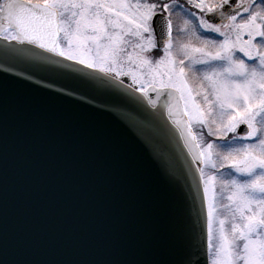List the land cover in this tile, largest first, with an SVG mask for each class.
<instances>
[{
  "label": "snow or ice",
  "instance_id": "snow-or-ice-1",
  "mask_svg": "<svg viewBox=\"0 0 264 264\" xmlns=\"http://www.w3.org/2000/svg\"><path fill=\"white\" fill-rule=\"evenodd\" d=\"M0 40V264H264V0H2ZM161 96L162 109L151 111ZM43 97L116 111L172 144L166 110L192 161L204 166L188 185L194 229L179 259L85 255L74 237L69 252L52 253L65 231L48 219L43 195L80 138L104 134L44 111ZM13 124L20 135L10 141ZM16 142L19 224L10 221L9 200ZM93 164L89 155L77 167ZM170 171L187 180L182 168ZM123 184L135 219L131 169Z\"/></svg>",
  "mask_w": 264,
  "mask_h": 264
},
{
  "label": "water",
  "instance_id": "water-1",
  "mask_svg": "<svg viewBox=\"0 0 264 264\" xmlns=\"http://www.w3.org/2000/svg\"><path fill=\"white\" fill-rule=\"evenodd\" d=\"M3 43L6 42L0 40V44ZM123 79L125 86L129 84L126 78ZM42 99L43 110L68 125L79 126L85 133L99 131L104 134L102 139L81 137L66 159L60 162L53 186L43 195L48 219H59L65 231L64 242L57 244L52 253L62 256L69 252L68 239L74 237L84 241L81 251L85 255L110 252L119 256L134 250L149 257L179 259L191 242L194 229L188 185L193 183V174L198 178L197 168L201 165L192 161L178 130L167 120L166 110L164 119L173 134L172 144L155 136L150 129L141 133L116 111L96 108L86 101ZM164 102L165 97L161 96L157 109L150 110H161ZM19 135L17 125H11L10 141ZM21 152L22 145L16 142L9 159L10 221L17 224L23 216L22 196L18 190L22 179ZM89 155L94 164L85 172L77 167V162L85 161ZM52 160L53 169H56L54 155ZM172 166L186 171L187 180L179 174L172 175ZM128 169L137 177L133 194L135 219H130L126 211L130 201L124 192L123 181ZM199 198L206 226L202 185ZM14 254L10 247V256Z\"/></svg>",
  "mask_w": 264,
  "mask_h": 264
},
{
  "label": "rangeland",
  "instance_id": "rangeland-1",
  "mask_svg": "<svg viewBox=\"0 0 264 264\" xmlns=\"http://www.w3.org/2000/svg\"><path fill=\"white\" fill-rule=\"evenodd\" d=\"M177 23H181V21L179 19H177ZM175 34V33H174ZM209 35H215V34H209ZM130 81V80H129ZM131 82V81H130ZM197 99H200L199 97H197ZM211 139H215L214 137ZM201 167H204L203 165H201ZM210 169H206V171H209ZM229 170L228 169H222L221 172L222 173H227Z\"/></svg>",
  "mask_w": 264,
  "mask_h": 264
},
{
  "label": "flooded vegetation",
  "instance_id": "flooded-vegetation-1",
  "mask_svg": "<svg viewBox=\"0 0 264 264\" xmlns=\"http://www.w3.org/2000/svg\"><path fill=\"white\" fill-rule=\"evenodd\" d=\"M181 3H185V0H180ZM193 11H196L195 9H193ZM129 81V79H128Z\"/></svg>",
  "mask_w": 264,
  "mask_h": 264
}]
</instances>
